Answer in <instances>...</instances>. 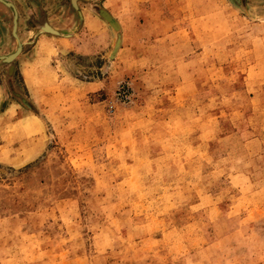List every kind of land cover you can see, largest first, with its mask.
<instances>
[{
    "label": "rangeland",
    "instance_id": "374dc122",
    "mask_svg": "<svg viewBox=\"0 0 264 264\" xmlns=\"http://www.w3.org/2000/svg\"><path fill=\"white\" fill-rule=\"evenodd\" d=\"M0 264H264V0H0Z\"/></svg>",
    "mask_w": 264,
    "mask_h": 264
},
{
    "label": "water",
    "instance_id": "95a60500",
    "mask_svg": "<svg viewBox=\"0 0 264 264\" xmlns=\"http://www.w3.org/2000/svg\"><path fill=\"white\" fill-rule=\"evenodd\" d=\"M110 21V25L112 26V27H117V24L114 22V21H112V20H109ZM47 30H49V31H53L51 28H49V27H47L46 28Z\"/></svg>",
    "mask_w": 264,
    "mask_h": 264
}]
</instances>
